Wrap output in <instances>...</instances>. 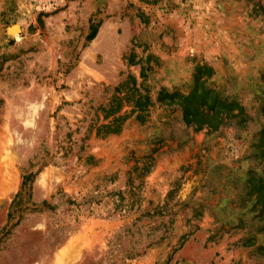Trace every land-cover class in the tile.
Instances as JSON below:
<instances>
[{"label":"rangeland","instance_id":"rangeland-1","mask_svg":"<svg viewBox=\"0 0 264 264\" xmlns=\"http://www.w3.org/2000/svg\"><path fill=\"white\" fill-rule=\"evenodd\" d=\"M0 264H264V0H0Z\"/></svg>","mask_w":264,"mask_h":264},{"label":"trees","instance_id":"trees-1","mask_svg":"<svg viewBox=\"0 0 264 264\" xmlns=\"http://www.w3.org/2000/svg\"><path fill=\"white\" fill-rule=\"evenodd\" d=\"M97 27L98 26L96 25L93 28V30L91 31L90 35L88 36V41H91L95 37V35H96V28ZM34 176H35V174H32V173H29V174H26V175H23L22 176V182L20 184L19 192H22L23 190L28 189L27 186L30 185V183L33 182ZM19 192L15 195L14 199L12 200V203L15 200V198L18 196ZM43 206L44 207H47V205H46L45 202H43ZM9 217H10V213H8V215H7V218L8 219H9Z\"/></svg>","mask_w":264,"mask_h":264},{"label":"bare ground","instance_id":"bare-ground-1","mask_svg":"<svg viewBox=\"0 0 264 264\" xmlns=\"http://www.w3.org/2000/svg\"><path fill=\"white\" fill-rule=\"evenodd\" d=\"M15 30H17V29L14 27L13 31H15Z\"/></svg>","mask_w":264,"mask_h":264}]
</instances>
